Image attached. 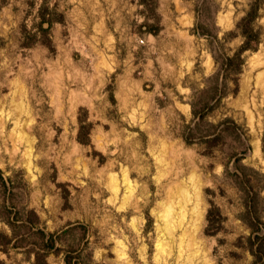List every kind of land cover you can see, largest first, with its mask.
Listing matches in <instances>:
<instances>
[{"label":"rangeland","instance_id":"rangeland-1","mask_svg":"<svg viewBox=\"0 0 264 264\" xmlns=\"http://www.w3.org/2000/svg\"><path fill=\"white\" fill-rule=\"evenodd\" d=\"M255 2L259 41L227 67ZM0 173L4 264H34L26 218L47 264H251L264 0H0Z\"/></svg>","mask_w":264,"mask_h":264},{"label":"trees","instance_id":"trees-1","mask_svg":"<svg viewBox=\"0 0 264 264\" xmlns=\"http://www.w3.org/2000/svg\"><path fill=\"white\" fill-rule=\"evenodd\" d=\"M258 3L251 4L249 9L245 13V15L238 21L236 24V29L241 35L243 41L239 48L231 55L226 57L225 65L227 67L237 68L240 66L241 62V54L248 49H253L256 43L259 41V34L257 30L253 27V21L257 16ZM82 125H80L79 132H81ZM78 140L81 141L78 135ZM236 178H241L243 176V170L240 169V172L235 173ZM0 183L4 184V179L0 173ZM257 192L256 191H247L246 193V203H245V217L242 218L243 221L246 222V225L249 228V234L247 236V249L249 253L252 255V263L251 264H264V221L261 219L258 214L257 207ZM9 213L10 211L7 210ZM34 214V212H32ZM17 213H14L11 217L10 214L6 217V222L10 227L14 228L17 219ZM212 215L213 210L209 209L206 215L208 224L212 223ZM36 216V215H35ZM21 219V218H20ZM37 219V218H36ZM25 220L27 222H25ZM21 224H26L27 226L34 229L36 234L42 240L41 249L34 251L35 259L34 264H47L46 262V252L54 247V235L47 234L42 229H39L36 225L35 221L30 218L21 219ZM46 237V239H45ZM11 239H8L6 235L0 233V250L5 251V246L10 242ZM44 240V241H43ZM69 262V261H67ZM0 264H4L3 261L0 260Z\"/></svg>","mask_w":264,"mask_h":264},{"label":"bare ground","instance_id":"bare-ground-1","mask_svg":"<svg viewBox=\"0 0 264 264\" xmlns=\"http://www.w3.org/2000/svg\"><path fill=\"white\" fill-rule=\"evenodd\" d=\"M262 82V81H261ZM21 113V112H20ZM18 114V113H17ZM19 126V125H18ZM14 129V128H13ZM19 138H20V136H19ZM8 140H10V138L8 139ZM31 143V142H30ZM14 146V145H13ZM7 147V146H6ZM9 147V146H8ZM11 148V147H10ZM165 156V155H164ZM190 178V177H189ZM183 197L185 198V200H182V201H180L181 203H184L185 201H186V198L188 197V195L187 194H185V195H183ZM183 198V199H184ZM182 206H184V205H181L180 207H182ZM167 207H168V211L171 209V205L169 204V205H167ZM185 207V206H184ZM167 211V212H168ZM181 211H183V210H181ZM181 215H182V217L184 216V213H181ZM169 216V214L167 215V217ZM182 220V219H181ZM171 222V221H170ZM170 222H168V219H167V222H166V224H165V227L167 228V234H169V235H172L173 234V227L171 226V223ZM182 222V221H181ZM186 234V232L184 231L183 232V234H182V238L184 237V235ZM164 244H166V243H164V242H162L161 243V247H163L164 246Z\"/></svg>","mask_w":264,"mask_h":264}]
</instances>
